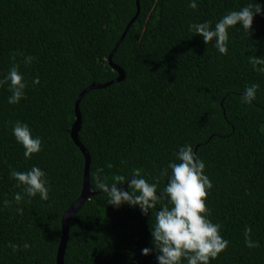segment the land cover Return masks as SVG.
Segmentation results:
<instances>
[{
    "label": "trees",
    "instance_id": "obj_1",
    "mask_svg": "<svg viewBox=\"0 0 264 264\" xmlns=\"http://www.w3.org/2000/svg\"><path fill=\"white\" fill-rule=\"evenodd\" d=\"M252 2L264 5L196 0L192 9L189 0H140L112 57L124 79L89 91L79 103L78 138L89 153V182L97 193L70 219L64 264H157L155 251L141 255L152 248L154 210L142 214L138 207L108 204L96 176L111 182L114 174L139 168L153 182L185 144L205 162L213 184L209 218L229 241L210 264H264V66L253 63L264 57V9L250 33L228 30L226 55L188 27L207 20L214 26ZM135 13L136 0H0V78L18 62L28 82L15 105L7 102V86L0 87V264H56L61 217L77 200L84 171L70 138L74 105L89 85L118 77L108 56ZM27 55L34 59L25 65ZM37 76L40 83L32 85ZM253 83L256 99L245 104L243 90ZM17 120L41 137V150L30 159L12 135ZM33 165L47 174L49 199L22 201L20 215L14 201L2 203L21 191L9 173ZM165 182L161 177L159 191ZM117 187L127 190V182ZM245 228L258 247L245 246Z\"/></svg>",
    "mask_w": 264,
    "mask_h": 264
},
{
    "label": "clouds",
    "instance_id": "obj_2",
    "mask_svg": "<svg viewBox=\"0 0 264 264\" xmlns=\"http://www.w3.org/2000/svg\"><path fill=\"white\" fill-rule=\"evenodd\" d=\"M189 7H197L196 0H189ZM264 5L249 3L238 10H231L218 21L211 20L189 24V31L202 37L205 44L213 43L215 49L226 55L228 53V30L232 27L242 28L250 33L254 16L261 14ZM15 60V56L12 57ZM34 57L27 55L23 59L25 65L31 64ZM253 63L264 66V57L253 58ZM37 76L32 80V85H38ZM7 86L10 95L7 97L9 104L15 105L25 98L28 82L20 71V64L13 63L9 70L0 78V87ZM258 85L253 83L243 90L241 100L251 104L256 99ZM12 135L23 149L25 159H30L32 154L41 150V137L32 134L26 122L17 120L12 123ZM175 159L170 160L167 166L161 169L160 177L149 182L141 174V169L134 168L130 175L114 174L111 182L102 175L96 176V188L108 197V204L119 207L127 204L138 207L142 214H149L154 210L155 220L150 227L152 248L145 247L141 255L147 256L153 251L157 253V264H210L223 252L229 241L221 235V225L213 223L209 218L211 210L206 206V198L213 188L212 181L205 173L204 160L194 151L191 144L181 146ZM10 178L15 181L14 187L20 189L14 193L13 200L2 201L4 206H9L14 201L17 205V214H23L19 207L22 201H30L39 197L43 201L49 199L50 185L47 174L39 166L33 165L26 171L11 169ZM166 177L162 191L158 190L159 180ZM127 182V190L117 185ZM166 197L167 202L162 203ZM251 228L244 229V243L248 248L258 247V242L250 236ZM13 251L17 245H11ZM30 244L25 242L23 248Z\"/></svg>",
    "mask_w": 264,
    "mask_h": 264
},
{
    "label": "water",
    "instance_id": "obj_3",
    "mask_svg": "<svg viewBox=\"0 0 264 264\" xmlns=\"http://www.w3.org/2000/svg\"><path fill=\"white\" fill-rule=\"evenodd\" d=\"M139 10H140V0H136L135 15L131 18V20L126 25L120 39L118 40L112 52L108 56V64L114 71L117 72L118 77L114 79L113 81L103 84V85H96V84L89 85L78 95L75 105H74L75 120L70 129V138L72 139L73 143L80 149L84 157V171H83V179H82V186H81L80 194L77 200L63 213L61 217V237H60V242L58 245V250H57V255H56V264H64L63 259H64V252L66 248L67 238H68L70 219L80 209V207L84 204L85 201H88L92 196H94L97 193L96 191H92L90 187V182H89L90 156H89V153L86 150V148L82 145V143L80 142L78 138V132L80 129V124H81L79 103L82 97L89 91L95 90V89H103L110 84L118 83L124 79L125 77L124 71L120 67L113 64L112 57L116 49L118 48V46L124 39L125 35L127 34L128 30L130 29L132 24L135 22L139 14Z\"/></svg>",
    "mask_w": 264,
    "mask_h": 264
}]
</instances>
